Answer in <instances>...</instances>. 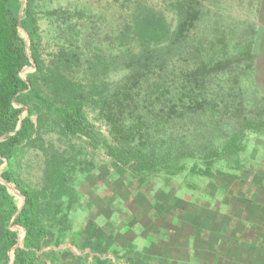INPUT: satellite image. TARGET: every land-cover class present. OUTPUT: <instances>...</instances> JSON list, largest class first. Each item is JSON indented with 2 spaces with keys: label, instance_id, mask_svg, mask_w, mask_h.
Instances as JSON below:
<instances>
[{
  "label": "rangeland",
  "instance_id": "374dc122",
  "mask_svg": "<svg viewBox=\"0 0 264 264\" xmlns=\"http://www.w3.org/2000/svg\"><path fill=\"white\" fill-rule=\"evenodd\" d=\"M149 1L159 3L172 17L176 0ZM32 2L44 60H53L62 48L78 49L84 64L103 51L108 56L114 52L117 22L127 12V4ZM209 5L210 16L201 23L210 37L208 60L215 65L207 75L210 94L218 96L221 88L226 90L229 132L237 119L241 123L255 119L260 126L247 129L244 150L218 163L215 178H168L120 168L106 154L103 140L95 148L83 139L64 136L55 121L44 120L38 132L65 154L68 194L46 205L45 158L40 151L23 148L12 164L21 185L35 195L40 206L38 222L49 233L39 264H95V257L108 260L107 264H264V85L255 79L258 58L264 55V0H210ZM258 5L263 9L258 14L262 28L254 44L249 22ZM22 34L29 44L27 33ZM34 70L25 68L22 78L26 80ZM32 118L37 122L36 115ZM98 132L99 138L107 137L105 128ZM236 159L243 166L241 171L235 168ZM240 173L241 180L235 179ZM0 182L20 212L25 198L15 185L3 182L1 172ZM15 218L11 221L17 233L15 248L23 247L26 232L14 225ZM59 230L65 238L56 245ZM13 262L11 251L7 264Z\"/></svg>",
  "mask_w": 264,
  "mask_h": 264
},
{
  "label": "trees",
  "instance_id": "16d2710c",
  "mask_svg": "<svg viewBox=\"0 0 264 264\" xmlns=\"http://www.w3.org/2000/svg\"><path fill=\"white\" fill-rule=\"evenodd\" d=\"M111 1L127 4L117 22L114 52L108 56L103 51L84 64L74 48H62L53 60H44L32 0L24 7L23 0H0V172L25 198L18 213L14 197L0 182V264H7L11 251L13 264H39L49 236L38 222L35 195L12 169L23 148L44 155L42 192L47 206L69 192L65 154L38 132L44 120L55 121L64 136L95 148L103 140L106 154L118 167L168 178H215L218 163L244 150L247 129L260 126L255 119H237L229 132L227 92L221 88L218 96L210 94L207 75L215 65L208 60L210 37L201 23L210 0H176L170 19L159 3ZM31 66L34 72L23 79L21 72ZM101 128L107 137L99 138ZM234 163L241 171V162ZM241 178V173L235 176ZM15 216L14 225L26 232L23 247L15 248ZM64 238L59 230L54 243L60 245ZM94 262L108 260L95 257Z\"/></svg>",
  "mask_w": 264,
  "mask_h": 264
},
{
  "label": "crops",
  "instance_id": "0c3cea01",
  "mask_svg": "<svg viewBox=\"0 0 264 264\" xmlns=\"http://www.w3.org/2000/svg\"><path fill=\"white\" fill-rule=\"evenodd\" d=\"M210 5H209V10H208V14L210 16ZM260 11H261V7L259 8V5L257 6L256 8V11H255V17L254 19L250 20L249 24L251 26V32H252V41H254L253 43L256 44V37H257V34L258 32H261V28H262V22L260 20V18H258V14H260ZM263 11V9H262ZM261 11V13H262ZM264 54V52H263ZM258 57H255L254 55V58L255 61L257 60ZM258 62H257V68L255 69V79L257 81V83L260 82L261 85H264V55L261 57V58H258Z\"/></svg>",
  "mask_w": 264,
  "mask_h": 264
},
{
  "label": "water",
  "instance_id": "95a60500",
  "mask_svg": "<svg viewBox=\"0 0 264 264\" xmlns=\"http://www.w3.org/2000/svg\"><path fill=\"white\" fill-rule=\"evenodd\" d=\"M1 140V139H0ZM3 180V179H2ZM3 182H5L4 180H3ZM5 184V183H4ZM19 213V212H18Z\"/></svg>",
  "mask_w": 264,
  "mask_h": 264
}]
</instances>
